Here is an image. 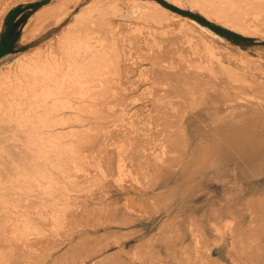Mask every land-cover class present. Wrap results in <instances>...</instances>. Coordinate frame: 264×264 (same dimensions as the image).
<instances>
[{"label": "rangeland", "instance_id": "1", "mask_svg": "<svg viewBox=\"0 0 264 264\" xmlns=\"http://www.w3.org/2000/svg\"><path fill=\"white\" fill-rule=\"evenodd\" d=\"M0 87V264H264V0H0Z\"/></svg>", "mask_w": 264, "mask_h": 264}, {"label": "bare ground", "instance_id": "2", "mask_svg": "<svg viewBox=\"0 0 264 264\" xmlns=\"http://www.w3.org/2000/svg\"><path fill=\"white\" fill-rule=\"evenodd\" d=\"M63 1V0H62ZM104 2V1H103ZM59 4V3H58ZM107 4V3H106ZM150 4L153 6V7H155L156 9H158L157 11H161V13L160 14H162V12L163 13H165V14H167V15H169L170 17H173V18H178V16H175V14L174 13H172V12H170V11H168L167 9H165V8H163L161 5H159L158 3H156V2H150ZM100 5V4H99ZM131 5V4H130ZM58 5H56V6H54V7H57ZM62 6V5H61ZM60 6V7H61ZM52 7V6H51ZM50 7V8H51ZM131 7V6H130ZM134 7H136V6H134ZM143 7H144V5H143ZM141 8V7H140ZM101 9V8H100ZM44 11H46L45 10V8L43 9V12ZM54 11V10H53ZM57 11V10H56ZM51 12H52V10H51ZM63 12V11H62ZM40 13V12H39ZM44 14H45V12H44ZM151 14V13H150ZM157 14V13H156ZM46 15V14H45ZM48 15V14H47ZM64 15V14H63ZM154 16V15H153ZM162 16V15H161ZM38 17V16H37ZM44 17V16H43ZM48 17V16H47ZM164 17H166V16H164ZM160 18V17H159ZM172 18V19H173ZM80 19V18H79ZM166 19V18H165ZM179 19V18H178ZM163 20V19H162ZM183 20V19H182ZM106 21V20H105ZM150 21V20H149ZM185 21H187V20H185ZM189 23V22H188ZM95 24V23H94ZM170 24V23H169ZM167 25V24H166ZM183 25V24H182ZM186 25V24H185ZM184 26V25H183ZM186 26H188V25H186ZM89 27V26H88ZM114 27V26H113ZM165 27V26H164ZM90 28V27H89ZM106 28V27H105ZM167 28V27H166ZM179 28V27H178ZM114 29V28H113ZM165 29V28H164ZM170 29V28H169ZM187 29V28H186ZM174 30V29H173ZM101 31V30H100ZM114 31V30H113ZM112 31V32H113ZM181 31V30H180ZM184 31V30H183ZM109 32H111V31H109ZM118 32V31H117ZM188 31L186 30V33H187ZM83 33V32H82ZM113 33H115V32H113ZM175 33V32H174ZM189 33V32H188ZM208 33V32H207ZM27 35V34H26ZM177 35V34H176ZM176 35H174L177 39H174L173 40V36L171 37L172 38V40L169 42V43H167V41L166 40H164V39H162L161 37H158V38H160V42H158L159 43V46L161 45L162 47L163 46H165V47H169V46H172L174 49H173V51L174 52H176L177 53V51L178 52H180V51H182L183 53L182 54H187L188 56L187 57H189L190 59L188 60V63H191V61H194V60H196L197 62H201V63H205L206 65L209 63V62H211L213 59H212V57H209V56H211V54H212V50H211V48L209 49V47H208V49L210 50V52L208 51H205V50H202L201 48H199V47H197L196 45L194 46V44H191L190 42H189V40L187 41V43H183L182 41H184L183 39H181V38H178ZM184 35V34H183ZM187 35V34H186ZM212 35V34H211ZM88 36V35H87ZM160 36V35H159ZM163 36V35H162ZM171 36V35H170ZM181 36H182V34H181ZM24 37V36H23ZM28 38V36L26 37V39ZM109 38H110V36H109ZM157 38V39H158ZM167 38H169V35H168V37ZM29 39V38H28ZM170 39V38H169ZM168 39V40H169ZM110 40V39H109ZM116 40V39H115ZM155 40V39H154ZM154 40L152 41V42H154ZM204 40V39H203ZM30 41V40H29ZM113 41V40H112ZM111 41V42H112ZM149 42V41H148ZM151 42V41H150ZM151 42V43H152ZM155 44H156V42H154ZM93 44V43H92ZM154 44V45H155ZM166 44H168V45H166ZM199 44V43H198ZM157 45V44H156ZM182 45V46H181ZM141 46V45H140ZM207 47V46H206ZM90 48H91V46H90ZM93 48V47H92ZM148 48V47H147ZM158 48V47H157ZM88 49V48H87ZM97 49V48H96ZM160 51V53L159 54H163V49L162 48H158ZM204 49H206V48H204ZM35 52V51H34ZM55 52V51H54ZM157 52L158 51H156V55H158L157 54ZM105 53V52H104ZM176 53H174V54H176ZM214 53V52H213ZM216 53V52H215ZM85 54H87V52L85 53ZM107 54V53H106ZM35 55V54H34ZM164 55V54H163ZM214 55V54H213ZM54 55H52V57H53ZM59 56V55H58ZM93 56V58L95 57V56H97L98 57V54H96V55H92ZM161 56V55H160ZM46 57V56H45ZM57 57V56H56ZM56 57H54V58H56ZM163 57V56H162ZM27 58V59H26ZM25 59L26 60H28V58L29 57H26ZM33 58V57H32ZM42 58V57H41ZM47 58H49V57H47ZM46 58V60H45V65H49V67H50V71H51V73H56V71H58L59 69H60V67H61V64L59 63V59L58 58H56V59H58V60H56V59H53V58H51V59H47ZM155 58H156V56H155ZM36 59V58H35ZM34 58L33 59H31V58H29V61L26 63V65H24V67L26 66H35L36 65V63H37V59L35 60ZM43 59H45L44 58V56H43V58L41 59V61L43 60ZM94 59H96V57L94 58ZM157 60L156 61H159L158 59H159V57H157L156 58ZM216 60V59H215ZM106 61V60H105ZM84 62V61H83ZM88 62V61H87ZM123 62V60H121L120 58L118 59V65H119V68H120V66H121V63ZM214 62V61H213ZM218 62V61H217ZM161 63H166V62H163V60L161 61ZM193 63V62H192ZM212 63V62H211ZM215 63V62H214ZM213 63V65H215ZM20 64H22V63H20ZM71 64V63H70ZM194 64V63H193ZM196 64V63H195ZM202 64V65H203ZM116 65V64H115ZM117 65V66H118ZM170 65H171V63H170ZM176 65V64H175ZM174 65V67L173 66H167V68H172V69H175V70H178V72L176 73V80H178V79H181V78H183L184 76H189V77H194V78H197L196 77V75L197 74H195V73H193L192 71H191V68H186V67H184L185 65L184 64H182L181 63V65H176L175 66ZM213 65H211V67L213 66ZM219 65H220V63H219ZM20 66V65H19ZM103 66V65H102ZM208 66V65H207ZM221 66V65H220ZM220 66H219V68H220ZM25 67V68H26ZM35 67H39L38 65H36ZM48 67V66H47ZM48 67V68H49ZM166 67V66H165ZM216 67V66H215ZM17 68H21V70L23 69V67H17ZM166 68V69H167ZM126 69H127V67H126V65H124V67H123V73H124V71H126ZM226 68H224V70H225ZM16 70V69H15ZM14 70V71H15ZM27 70V69H26ZM30 70V69H29ZM194 70V69H193ZM227 70V69H226ZM225 70V71H226ZM7 71V70H6ZM11 70H9V71H7V72H9L10 74H7V75H5L6 73H4V79L3 80H5L8 84H10V83H13L14 84V82L15 81H18L19 80V77H20V74H18V73H16V74H11V72H10ZM17 71H19L18 69H17ZM16 72V71H15ZM20 73V72H19ZM23 75V74H22ZM25 75V74H24ZM26 76V75H25ZM198 77H199V74H198ZM25 78V77H24ZM27 78V77H26ZM52 78V77H51ZM54 78V77H53ZM2 80V79H1ZM20 81V80H19ZM56 81V80H55ZM21 82V81H20ZM19 82V83H20ZM32 82V81H31ZM25 83V82H24ZM27 83V82H26ZM161 83V82H160ZM18 84V83H17ZM11 85V84H10ZM19 85V84H18ZM25 85V84H24ZM23 85V86H24ZM36 85V84H35ZM4 86V85H3ZM21 86V85H20ZM45 86H47V85H45ZM5 87H7V86H5ZM13 87V86H12ZM25 88H26V86H24ZM54 87V86H53ZM57 87H58V85H57ZM59 87H60V85H59ZM163 87H166V85H163ZM1 88V87H0ZM8 88V87H7ZM6 88V89H7ZM10 89H11V87H9ZM15 88H18V87H15ZM47 88V87H46ZM10 89H8V91L10 90ZM19 89V88H18ZM21 89V88H20ZM39 90L38 91H40V87L38 88ZM62 89V88H61ZM3 90V89H2ZM12 90H14V89H12ZM16 90V89H15ZM59 90V89H58ZM0 91H1V89H0ZM18 91V90H17ZM20 91V90H19ZM46 91V90H45ZM54 91H56L55 89H54ZM3 92V91H2ZM21 92V91H20ZM35 92H37V91H35ZM42 92V91H41ZM44 92V91H43ZM60 92H61V90H60ZM11 93H12V91H11ZM10 93V94H11ZM22 93H23V90H22ZM39 93V92H38ZM53 93V92H52ZM62 94L63 93H66V92H61ZM41 94V93H40ZM153 94H154V96L155 97H160V95L156 92V91H153ZM32 95V94H31ZM61 95V94H60ZM67 95V94H66ZM3 95H1V97H2ZM62 96H64V95H62ZM50 97V96H49ZM54 97V96H53ZM30 98V97H29ZM32 98V97H31ZM33 98H35V97H33ZM48 98V97H47ZM46 98V99H47ZM55 98H56V95H55ZM62 98V97H61ZM66 98V97H65ZM2 99H3V97H2ZM5 99V98H4ZM3 99V100H4ZM59 99V98H58ZM1 100V99H0ZM10 99H8V101L6 100V102H7V104L9 103V105L11 104V101H9ZM5 101V100H4ZM14 101V100H13ZM16 101H18V100H16ZM16 101H15V103H16ZM31 102V101H30ZM63 102V101H62ZM22 103V102H21ZM60 103H61V101H60ZM4 104V103H3ZM55 104V103H54ZM13 105H15V104H13ZM4 106V105H3ZM7 107V106H6ZM14 107V106H13ZM217 107L218 106H216L215 108L217 109ZM231 107L232 106H230V105H226V109L227 110H231ZM4 108V107H3ZM220 107H218V109H219ZM12 109V108H11ZM13 109H16V108H13ZM9 110H10V108H9ZM155 110H156V112H157V116H155V118L152 120V118H151V115H149V116H146V117H144L143 119L141 118V120L140 121H137V122H139L140 124H146V125H148V126H151V125H153L154 124V121H156L157 122V124H159V126H161V128L163 127V131H162V133H163V138L161 139V141L163 142V144H166L167 142H169V141H173L174 139H176V135L173 137L172 136V133L170 134V130H172V129H169V128H174L175 127V122L173 123V122H171V120H170V118L169 117H171L172 116V114H173V112H174V105H169L168 107H163V106H161V105H158L157 107H155ZM14 111V110H13ZM16 111H17V109H16ZM27 112V111H26ZM8 112H6V114H7ZM11 113V112H10ZM9 113V114H10ZM15 113V112H14ZM18 114V113H17ZM28 114V113H27ZM176 114V113H175ZM2 115V114H1ZM14 115V114H13ZM7 116V115H6ZM20 115H18V117H19ZM2 118V117H1ZM8 118V117H7ZM12 118V117H11ZM132 118V117H131ZM20 119V118H19ZM1 120V119H0ZM16 120V119H15ZM131 121V120H130ZM133 121V120H132ZM14 122V121H13ZM22 123V122H21ZM13 124V123H12ZM136 125H138V123H134V122H129V124H127V130L128 131H126L127 133H128V135L126 134V133H124V135H123V137H126V140L128 141V140H133V138H134V136H133V134L135 133V131L136 130H134V127L136 126ZM22 128V127H21ZM168 128V129H167ZM130 135H132V137H130ZM5 136V135H4ZM89 137V136H88ZM122 137V138H123ZM150 139H151V137H149L148 136V138H147V142H149L150 141ZM148 144V143H147ZM150 152H152V151H150ZM124 153V152H123ZM102 154V153H101ZM155 154V152L153 153H150L149 154V156H148V154H147V157L148 158H151L152 157V155H154ZM163 154L164 155H166L165 154V152H163ZM120 157H121V155H120ZM129 157V156H128ZM154 157V156H153ZM98 158V157H97ZM122 159V158H121ZM118 165H120V164H118ZM122 166V165H121ZM120 166V167H121ZM105 167H107V166H105ZM104 168V167H103ZM119 168V167H118ZM108 169V168H107ZM120 170L122 171V169L120 168ZM119 170V171H120ZM105 172V171H104ZM133 204V203H132ZM260 225V224H259ZM236 236V235H235ZM244 251V250H243ZM208 254V253H207ZM207 258L208 259H210L211 260V254H208L207 255ZM246 258V257H245ZM24 259V258H23ZM22 259V260H23ZM26 262V261H25ZM250 264H261V262H252V263H250Z\"/></svg>", "mask_w": 264, "mask_h": 264}]
</instances>
